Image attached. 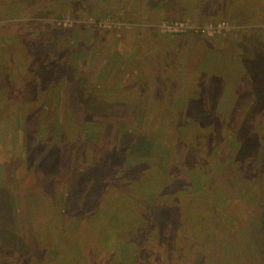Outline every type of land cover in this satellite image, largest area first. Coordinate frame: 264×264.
<instances>
[{
	"label": "rangeland",
	"instance_id": "374dc122",
	"mask_svg": "<svg viewBox=\"0 0 264 264\" xmlns=\"http://www.w3.org/2000/svg\"><path fill=\"white\" fill-rule=\"evenodd\" d=\"M176 23L197 29L164 31ZM123 41L128 46L119 64L91 61L94 52L111 58L122 51ZM100 42L104 45L97 46ZM197 47L202 58L188 65ZM92 49L87 59L82 51ZM136 53L147 63L133 75L128 58ZM120 90L131 101L138 91L146 93L134 106L143 107L147 118L141 133L133 131L143 147L149 128L172 135L169 127L180 126L176 133L186 145L178 153L169 147L166 155H156L161 175L174 165L186 187L197 193L201 187L208 191V182L217 186L223 209L236 203L245 207L232 220L224 217L223 234L208 208V233L205 224L199 233L191 227L184 243L170 237L172 247L165 244L168 234L163 233L164 242L152 238L157 233L148 229L153 218L167 222L170 216L178 223L185 202L179 197L172 205L165 197H171L172 186L163 187L161 176L154 174L155 162L143 161L145 153L127 154L131 132L118 141V126L136 122L131 114L117 115L120 103L113 94ZM2 97L0 120L7 128L2 135L0 127V162L6 164L0 177V264H264V251L243 242L247 231L241 230L245 222L264 229V164L241 158L232 134L213 138L211 147L206 133L183 138L206 121L213 130L222 122L214 115L229 123L234 110V123L241 125L252 107L264 110V0H0ZM28 104L33 112L39 108L51 114L43 120L40 112L25 108ZM161 111L164 120L156 117ZM263 125L264 116L256 130L264 141ZM118 146L127 154L121 165ZM219 161L240 168V174L214 167ZM199 165L208 173L202 174ZM126 176L143 184L153 200L151 210L130 202L141 190ZM156 178L161 185H154ZM119 187L133 190L128 201ZM107 188L116 194L103 202ZM163 207L166 216L156 211ZM136 217L143 222L138 230L132 228Z\"/></svg>",
	"mask_w": 264,
	"mask_h": 264
},
{
	"label": "trees",
	"instance_id": "16d2710c",
	"mask_svg": "<svg viewBox=\"0 0 264 264\" xmlns=\"http://www.w3.org/2000/svg\"><path fill=\"white\" fill-rule=\"evenodd\" d=\"M197 48H198V50L195 49L194 54L191 57V60L188 59V65H191L192 63L196 64V61L201 60L202 55H203V51L202 50L200 51L199 47H197ZM140 59L141 58H138V60L128 58V64L131 67H132V65H139V67H140L139 69L143 72L144 67H146V65L143 66L142 68H141V66L146 64V63L143 61H142V63H139ZM187 71H188V75L192 74V68H189ZM121 91L122 90H120L117 93L113 92L114 94L112 93L114 98L116 99L117 103H120V105H115L118 108L117 109L118 113L117 112L116 113L119 117L120 116L122 117L123 115L131 114L132 118L135 119L136 122H134V124H131V125H128V124H124V125L122 124L121 125L120 124V127L118 126L119 129L116 130L117 137L119 139L118 141L121 140L122 135L124 133H130L131 132L130 134L134 135V137H131V139H130L131 147L129 148L127 154L128 155H130V154L131 155H134V154L137 155L140 152L145 153L146 156H145V160H143V161L144 162L147 161L146 164H148L150 162H155V165H153V167L156 168V173H154V174H159L161 176V178L163 180L162 181L163 187H165V186L170 187V185L172 186V189H171L172 192L168 193V195H170L171 197L167 196L166 194H165L166 195L165 197L169 198V201L171 202L172 205H175V201L179 197H180V199L183 200V202H185L184 206L182 205L180 207L182 219H180V221L178 222L179 224L176 223V220L173 221V218L171 221L170 216L166 217V220H168L167 222L162 221V218L160 220V216L153 218L155 223L152 222L151 223L152 226H149L148 229L150 231L155 230V232H157V233L152 234L151 235L152 238L157 240V241L160 240V242H161V240L163 241V239L166 238L165 236H167V234H168V236H167L168 238L164 239L165 244H167L169 247H172L173 242L171 241L170 237L172 236V239H174V241H176V238H178V244L184 243L183 238H185V237L183 235L191 227H194V228L196 227V230L199 233V232H202V231H200L201 226L205 224V225H207V232L206 233H208V229L210 231V227H209L210 221L208 218V213L207 212L204 213L205 210H208V208H209V213L211 215H213L214 217H217L216 218V226H217L218 234H223L224 231H223V227H222V225H223L222 220L224 219V217H228L232 220L234 217L237 216L240 208H243L245 210V207L241 203H236V204H229V206L227 208L223 209L222 194H220V190L217 186H215L213 183L208 182L207 186H208L209 190L207 191V189H204L203 187H201V192L197 193L191 187L190 188L186 187L187 184H186L184 178H182V176H181V170H179V169L174 170V168H173V167H175L174 165L169 164L170 165L169 170L165 173L164 176L161 175L160 173L163 174V171H162L163 165L160 162V160L157 159V158H160V156H156V155H161L163 153H165V155H166L167 152L169 151L168 150L169 147L171 148L170 152L175 154V150L177 152L180 148H182L186 145V143H185L186 141H184V143H183V141H181V139H180V136L177 135V133H176V132H178L180 126L178 125L177 127H175V126L171 125V127H169L168 132H172V135H167L164 132L162 134H158V132L155 133V132H153L152 128H149L150 131H148V133L145 134L146 136L143 134V137H146L145 141L148 143V145H145V147H143V144L139 141L140 137L138 136V138H137L136 136L138 134H133V131L141 133L142 124L144 122V121H142V119L147 120V118L145 117L144 114H141V111H144L143 107L139 109V108L134 107V106L136 105V103H138V101L140 99L142 102L143 99L146 98V93L143 91L142 92L138 91L137 92L138 96L134 100L131 101V100L123 98L125 96L123 95V93H120ZM129 91H132V90H129ZM193 93H196V92H193ZM111 97H112V95H111ZM157 98H158V96H157ZM2 99H3V97L0 99V103L2 101H4ZM252 100H254V102H257L258 101L257 96H254V97L252 96ZM56 101H57V99H56ZM116 101H114V103H116ZM105 102H111V99L109 100V98H107V100ZM36 111L41 113V114L39 113V115L41 116L40 118H42V117L44 118L47 115L50 116V114H51L50 112L47 113L45 110H40L39 108H35L34 112H36ZM34 112L32 109L30 110L31 114ZM38 112H36V113H38ZM16 115H18L16 117V119H18V122H16L15 125L20 126L19 123H20L21 118H19V114H16ZM164 115H165V112L161 111L160 113L158 112L156 117H158L159 120H162V119L164 120L165 119ZM263 116H264V110H258V108L256 106L252 107L249 112H246L245 117L242 119L243 121H242L241 125H235V123H234L233 119L237 118V116H235L234 110L232 111V113H230L228 115L229 118L227 117L228 120H231V122H229V123L228 122L223 123V120L220 119V116L214 115V117H213L214 119H218L222 122L220 124H217L213 130L211 128V125H208V122L205 120L206 122L194 127L195 129H193V133L190 134V136L185 135L183 138L185 140V139L190 138V137L192 138V135L206 133V135H205L206 146L208 145V147H211L212 142L215 141L214 139L221 140V138H223L226 135V133L232 134L231 136H234L235 141L240 144V149H241L240 152L242 154V156L240 155L241 158L245 157V156L249 157V158H255L256 161L258 160V162L264 164V141H263V137L261 136V134L260 133H259L260 135L257 134V131H258L257 122ZM206 118H207V116H206ZM240 119H241V117H240ZM251 119L255 120V122L254 121L252 122ZM43 120H45V118ZM0 122H1L0 127L2 129L7 128V125L3 124L6 122V120H0ZM29 122L31 123V119ZM260 129H263V128H260ZM211 131H212V133H211ZM3 132H2V135H4L6 133V130L3 129ZM60 135H61V139H63L65 137V131H61ZM158 139L160 140V142L157 141ZM18 140H19V143H18L19 144L18 145L19 150H20V152H22V150L24 151V147H22V144H23L22 136L19 137ZM20 141H21V143H20ZM21 147H22V149H21ZM119 148L120 147L118 146L117 152L119 155V159L121 160V162H120V165H121L123 163L122 162L123 158L127 154L124 155L123 153H121ZM135 148L137 149V151H134ZM188 149H189V146H188ZM190 150H191V147H190ZM152 156H153V158L155 156L156 159H153ZM22 158H24L23 155L20 159H22ZM197 161H201V160H197ZM118 162H119V160H118ZM219 162H218V164L216 163V165L214 167H218L219 165L223 168L229 167L230 170L233 172L234 171L238 172L240 169V168L234 169V167H232V166H227L224 163H222L221 161H219ZM3 164H5V163L0 162V177H1V174H4V172H5V170L3 168ZM200 165H199V168H200L201 173L202 174L208 173V171H206L205 168H201ZM223 168L221 170H223ZM219 169H220V167H219ZM150 170H152V169H150ZM240 171H241V169H240ZM240 171L238 172L239 174H240ZM126 177H127L126 178L127 182L130 183L129 185H133V183L134 184L137 183L138 187L141 190V191H139L137 189V191L135 192L137 195V197H136L137 201L133 202L130 199V197H131L130 195H132V191H133V190H130V187H127V189H125V188L122 189V187H119V188H117V191L126 193L127 194L126 200L128 201L130 199V202L133 203L135 206H137V205H139V203H141L142 205L147 207L149 210H151L153 200L151 199V196L147 193L148 191L146 189H144L143 184L138 180L133 182L128 176H126ZM156 179H157V181L154 183V185H161V183L160 184L158 183V178H156ZM240 183L236 184L235 182H232V180H231V184L236 189L239 187L240 189L245 190L243 188L244 187L243 183L242 184H240ZM144 186H146V185H144ZM146 187H148V186H146ZM153 190L154 191L157 190V187L153 186ZM61 192L62 191L60 190V194H61ZM106 193H107L106 195H104V196L102 195V197H103L102 201L103 202L106 201V199L108 197H110L112 195V193L114 195L116 194V192H111V188H109V189L107 188ZM142 193H143V195H142ZM176 193H178V194H176ZM100 200H101V198H100ZM137 202H139V203H137ZM224 210H226V211L224 212ZM230 210H231V212H229ZM156 211L164 212L163 216L168 215V210H166L165 207H163V211L160 209H158ZM156 211H154V212H156ZM244 214H245V216L248 215V213H245V212H244ZM192 219H194L195 221ZM136 220L137 221L133 220L135 224L132 226V228H134V226H135L134 230H138L140 225H142L141 223H143L141 218L139 220V217H136ZM193 221H194V223H193ZM248 224H249L248 222H245V227L243 226V228L241 229V230H243L245 228L244 231L245 232L247 231L244 235L243 242H245L246 244L251 245V246L254 245L255 249H256V246H257V248L260 247L264 251V229H261V230L257 229L255 223H253L251 225L250 224L248 225ZM205 229H206L205 227L202 228L203 231ZM134 230H132V231H134ZM248 231H250L252 234L248 233ZM163 233H165V236H163ZM253 235H254V237H253ZM202 236H204V234H202ZM247 239H250V241L248 242ZM150 253L152 254V256L155 254L151 250H150ZM262 255H264V253H262Z\"/></svg>",
	"mask_w": 264,
	"mask_h": 264
},
{
	"label": "crops",
	"instance_id": "0c3cea01",
	"mask_svg": "<svg viewBox=\"0 0 264 264\" xmlns=\"http://www.w3.org/2000/svg\"><path fill=\"white\" fill-rule=\"evenodd\" d=\"M152 16V14L150 15V17ZM134 17V16H133ZM36 43V42H35ZM125 42L123 41V43L121 42L120 43V45H119V48H121V49H118V50H122V51H117V52H115L114 53V55H112L111 56V58H113V59H111V58H107L106 57V59H104V57L103 56H101V54L100 53H97V52H94V57H93V60L91 59V61H99L100 63L102 62V63H104V64H109V63H112L113 62V64L114 63H117V64H119L118 62H119V60L121 59V57H124L126 54L123 52V50L124 49H126V47L128 46V45H126L127 44V42L124 44ZM97 45V44H96ZM101 45H104V42H100V44H98L97 46H101ZM36 46H38V45H36ZM93 50L94 49H92V50H90L88 53H85V51L83 50L82 51V54L84 53L86 56H87V59H89L88 57H91V55H92V53H93ZM132 50H134V48H132ZM19 50H16L14 53H15V55L16 54H18L17 52H18ZM81 54V53H80ZM140 54H134V55H132L131 57H129V58H132V59H135V60H138V58H141L140 60H139V63H142V61L143 62H146L147 60H145V58L144 57H141L142 55H140ZM53 59V58H52ZM52 64L54 63V59L53 60H51L50 61ZM147 63V62H146ZM141 66V65H140ZM103 68H104V66H103ZM103 68H101V71H102V69ZM140 67H139V65H132V69H133V75L135 74V72H141V70L139 69ZM142 68V67H141ZM131 77V76H130ZM24 78V77H23ZM5 79H7V78H5ZM12 79H17V76L16 77H13ZM19 84V86H21L22 84L21 83H18ZM7 93H9V92H7ZM12 93V92H11ZM17 98V97H16ZM13 105V104H12ZM23 108V107H22ZM21 108V109H22ZM25 108L26 109H33V106H30V104H28V107L27 106H25Z\"/></svg>",
	"mask_w": 264,
	"mask_h": 264
},
{
	"label": "built area",
	"instance_id": "2783aa9c",
	"mask_svg": "<svg viewBox=\"0 0 264 264\" xmlns=\"http://www.w3.org/2000/svg\"><path fill=\"white\" fill-rule=\"evenodd\" d=\"M165 29H166V30H164L165 32L168 31V32H173V33H175V32L186 33L188 31H192V30L197 29V28L190 26L188 23H185V24L184 23H182V24L176 23V24H172V25L165 27Z\"/></svg>",
	"mask_w": 264,
	"mask_h": 264
}]
</instances>
